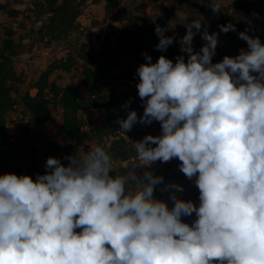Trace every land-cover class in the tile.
I'll return each instance as SVG.
<instances>
[{
	"label": "clouds",
	"instance_id": "clouds-1",
	"mask_svg": "<svg viewBox=\"0 0 264 264\" xmlns=\"http://www.w3.org/2000/svg\"><path fill=\"white\" fill-rule=\"evenodd\" d=\"M210 8L219 14L222 4ZM185 27L178 40L155 27L156 50L180 44L175 62L142 53L143 114L131 110L116 123L126 134L155 121L161 134L134 142L138 162L126 175L113 174L100 145L65 156L67 165L48 157L35 179L0 175V264H264V43L239 32L247 49L213 63L219 34L235 32V24L218 25L220 33L199 20ZM173 159L195 178L198 206L171 183L160 188L170 207L154 195L163 176L137 174ZM193 214L191 225L183 222Z\"/></svg>",
	"mask_w": 264,
	"mask_h": 264
},
{
	"label": "rangeland",
	"instance_id": "rangeland-1",
	"mask_svg": "<svg viewBox=\"0 0 264 264\" xmlns=\"http://www.w3.org/2000/svg\"><path fill=\"white\" fill-rule=\"evenodd\" d=\"M80 1L82 0H74L75 3ZM191 2L193 5L181 3V0H121L113 13H107L105 2L95 3L94 0H86L80 7L78 27H75L66 35L46 40L42 39L39 33L40 27L48 16L47 13L41 14L39 4L42 3V0H0V4L3 6V9L0 10V39L4 36L6 26L14 27V39L18 43L15 64L18 73L24 80V89L29 90L32 94L37 91L33 85L41 72L57 59L68 57L65 48L70 50L69 54L74 60V65L69 71L61 69L53 71L49 76L50 81L61 87L68 86L83 77L86 68L92 69L96 75L101 74L115 81L119 79L117 88L109 85L103 88V91L111 99L113 96H117L116 99H118L113 100L111 105L106 107L105 115L90 109L79 113L84 131L91 135L92 139L85 141L79 147L71 149L70 154L83 155L95 145L104 148L110 145L107 142L103 143V141H105V133L108 131L111 122L115 123L120 116L126 117L128 111L135 110L139 116L143 114L144 110L136 88V84L139 82L136 70L143 64V60L139 58L142 51L139 49L135 51L132 39L122 33L121 28L125 21L122 19L115 20L113 15L115 12L127 10L150 13L156 11L160 5H173L177 16L171 17L169 21L171 35L175 33L177 40L186 34L187 29L185 26L191 23V19L201 21L203 27V25L212 26L223 17L232 16L238 21L239 27L231 34V41L227 49L235 55L239 54L241 48L247 49L245 41L237 42L239 32L249 30L255 26L263 28L264 0H219L222 4L221 13L219 14H214L210 8L213 0H191ZM12 11H19V13L11 15ZM120 13L122 18L123 13ZM82 25H84L83 29H81ZM103 29L106 30V33L102 38ZM82 44L85 45L87 58L81 56L79 48ZM202 44L201 36L197 34L193 40L194 50H199ZM173 48L180 51V44L174 42L167 50ZM13 95L17 97L18 93H13ZM48 96L51 97L50 94ZM129 98L132 99V103L125 108L124 105ZM51 108L52 116L36 141L28 135L29 127L27 124L29 123L20 121L19 108L7 113L6 123L13 116H17L21 128L20 143L17 148L18 158L14 159V154L7 155V170L20 169L19 166L17 167L18 160H22L23 163L27 164L32 159V154L35 155L32 149L37 152L41 168L44 167L48 157L60 158L61 162L67 165L68 161L64 159L67 155L64 150L68 143L59 133L63 109L59 106H51ZM136 128L144 130V132L138 133L139 137L129 142L128 145L132 147H134L135 141L141 140L145 135L155 136L161 134L160 124L155 121L150 126L138 123ZM50 142L57 143L61 147V151L55 153L54 148L49 147ZM133 161L132 164L138 162L136 157ZM180 163L178 159H173L167 163L157 161L151 166V169H138L137 174L142 175L144 171L150 170L154 175L163 176V183L160 184L161 186L157 185L154 195L158 199L168 201L170 207L172 206V201L168 199L170 193L161 192L160 188L171 183L184 188L183 192L176 193L179 198L191 200L198 206L199 190L194 189V181L188 180L180 171ZM118 165L113 163V174H117V170L119 171L120 165ZM182 219L183 222L191 225L196 216L193 214L191 217H183Z\"/></svg>",
	"mask_w": 264,
	"mask_h": 264
},
{
	"label": "trees",
	"instance_id": "trees-1",
	"mask_svg": "<svg viewBox=\"0 0 264 264\" xmlns=\"http://www.w3.org/2000/svg\"><path fill=\"white\" fill-rule=\"evenodd\" d=\"M86 0H82L79 3H75L74 0H42L39 4L41 8V14L47 13V20L39 29L40 37L48 40V38H56L58 36L66 35L71 30L78 27L79 15L81 12V5ZM121 0H94L95 3L105 2L106 12L113 13ZM181 3H188L193 5L191 0H181ZM3 6L0 4V10ZM123 17L121 18V13ZM19 11H12L11 15L18 14ZM115 20H124L122 24V33L125 36H129L132 39V44L135 47V51L139 49L142 53H147L152 57V62L155 63L159 56L165 55L167 58L172 59L175 62V58L181 55V51L176 48L167 50L166 52H160L155 49V45L159 42V37L155 34V27L159 24L161 27H167L169 30L166 35L171 36V25L169 19L176 17L175 8L173 5L158 6L156 11L146 13L141 11H119L114 14ZM155 20V22H153ZM191 19L190 21H194ZM233 23L238 29V21L232 16L223 17L219 22H215L214 25L208 27L209 33H220L218 25ZM245 30H242V32ZM220 33V43L216 49V55L213 57V63L220 62L225 55L236 56L231 53L227 46L231 41V34ZM248 35L256 37L258 36L262 43H264V25L260 27H252L247 30ZM51 40V39H50ZM242 41L239 37L237 42ZM18 43L14 39V27L6 26L4 29V36L0 39V158L8 157L9 154H14L13 158L17 159V148L8 151L4 149L3 145L6 142V116L9 111L15 109V105L19 106L16 109L23 113L24 116L29 117L28 135L36 141L39 139L43 129L47 125L52 116L53 107H61L63 109L62 120L59 128V133L62 138L67 141L68 146L65 148L66 155H71L70 150L81 146L85 141L91 140L92 136L84 131L82 119L79 113L83 110H94L101 115H105V109L111 105L113 100L117 96H113L111 99L107 95L103 88L107 85L118 87L119 79L116 81L105 77L104 75H96V73L90 69H85V74L76 82L71 83L68 86L61 87L56 83L50 81L49 76L55 70L61 69L63 71H69L74 65V60L70 56V50L65 48L66 55L68 57L57 59L54 63H51L44 71L41 72L38 79L35 81L33 87L37 90L35 94H32L29 90L24 89V80L18 73L15 56ZM81 56L87 58V52L85 51V45H81L79 48ZM200 50V49H199ZM195 50V51H199ZM140 54V59L145 63V58ZM185 59H187L185 55ZM128 68V67H127ZM13 93H18L17 97H14ZM51 95L49 97L48 95ZM115 97V99H114ZM123 119L126 117L120 116ZM138 127V126H137ZM120 128L118 123H110L109 129L105 133V141L103 143H109L106 151L109 152L113 159L114 165L119 166V171L114 175H126L128 170L132 167L134 157L137 156L134 147L129 146L130 141L136 140L140 130L134 125L133 129L126 134ZM21 128H18L20 134ZM123 133V134H122ZM127 136L129 138H126ZM20 138V136H19ZM50 148H54L55 153L61 151V147L54 142L49 143ZM32 159L27 164L22 160H18L17 167L20 169L14 170L16 175H29L35 179L36 174H44L45 167L41 168L39 164V157L35 149H32ZM31 154V153H30ZM8 155V156H7ZM126 162V164H124ZM16 167V168H17ZM118 169V168H117ZM22 170H26L23 174ZM13 173V172H12ZM195 178H193V181ZM194 189H198L195 184ZM197 192V191H195Z\"/></svg>",
	"mask_w": 264,
	"mask_h": 264
},
{
	"label": "built area",
	"instance_id": "built-area-1",
	"mask_svg": "<svg viewBox=\"0 0 264 264\" xmlns=\"http://www.w3.org/2000/svg\"><path fill=\"white\" fill-rule=\"evenodd\" d=\"M83 28H84V25L81 26V29ZM105 33H106V30L103 29L102 38L105 35ZM15 107L17 108L19 106L15 105ZM15 109H12L11 111H14ZM18 114H19L21 122L23 123L29 122L30 119L28 116H24L23 113H21L20 111ZM18 128H19V121H18L17 116H13L11 119L7 120V123L5 125L7 139L3 145L4 149L11 151L12 149H15L18 147L20 143V138H19L20 134L18 132ZM124 164H126V162H124Z\"/></svg>",
	"mask_w": 264,
	"mask_h": 264
},
{
	"label": "crops",
	"instance_id": "crops-1",
	"mask_svg": "<svg viewBox=\"0 0 264 264\" xmlns=\"http://www.w3.org/2000/svg\"><path fill=\"white\" fill-rule=\"evenodd\" d=\"M6 160H7L6 157L0 158V175H4V174H7V173H12V172L14 173V169L12 171H9V170L6 169L7 168ZM22 173L25 174L26 170H22ZM158 186H161V185H158ZM155 197H157V196H155Z\"/></svg>",
	"mask_w": 264,
	"mask_h": 264
}]
</instances>
